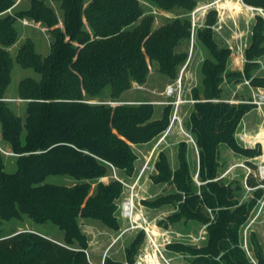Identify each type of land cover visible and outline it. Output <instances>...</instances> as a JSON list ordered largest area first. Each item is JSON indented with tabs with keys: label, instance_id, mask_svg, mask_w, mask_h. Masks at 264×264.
I'll list each match as a JSON object with an SVG mask.
<instances>
[{
	"label": "trees",
	"instance_id": "trees-1",
	"mask_svg": "<svg viewBox=\"0 0 264 264\" xmlns=\"http://www.w3.org/2000/svg\"><path fill=\"white\" fill-rule=\"evenodd\" d=\"M17 0H0V99L10 81L13 61L31 68L38 78L19 81L18 96L25 102L23 117L6 102L0 101V139L8 150L18 154L16 170L7 172L0 155V225L3 221L27 216L34 223L50 222L63 232V243L32 231L0 237V264H90L83 250L86 237L79 228V218L101 222L118 229L115 216L121 184L107 177L110 168L126 179L135 173L136 154L131 145L145 144L161 134L169 123L170 106L155 118L154 107L142 105L89 104L108 89L109 98L119 101L134 84L143 85L150 67H157L165 78L173 80L186 53L178 46L189 39V18L168 21L153 27V16L144 14L147 2L157 9L192 12L206 0H60L62 27L54 11L34 0L27 10L3 15ZM264 8V0H242ZM210 12L198 37L210 57L200 66V88L196 99H226L224 85L249 79L251 67L245 65L244 77L227 69L229 50L215 42L210 28L215 22ZM30 19L46 26L52 41L45 56L38 54L26 39L15 57L6 50L17 38V19ZM264 54V20L256 17L248 61ZM253 87L264 88V76L253 77ZM251 105L225 102H198L187 121V128L199 152L200 185L196 188L186 159V144L178 147V166L172 169L164 153L155 165L156 183L174 186L178 193L145 202L161 207L178 202L175 213L158 222L166 228L182 220L207 224V208L219 207L215 222L207 226V241L197 249L170 245L169 249L191 253V264H254L241 248L240 227L247 220L264 189L256 188L247 203L238 204L243 191L240 183H224L219 178V148L226 144L236 153L251 158L260 150L244 149L234 139L236 127ZM109 164V165H108ZM50 176H68L77 181L71 186L47 183ZM251 174L246 185L254 188ZM214 220V219H213ZM143 242L138 233L126 248L125 261L105 258L103 264H133ZM77 244L79 248H75ZM249 244L255 264H264V253L254 233ZM127 262V263H126Z\"/></svg>",
	"mask_w": 264,
	"mask_h": 264
},
{
	"label": "rangeland",
	"instance_id": "rangeland-1",
	"mask_svg": "<svg viewBox=\"0 0 264 264\" xmlns=\"http://www.w3.org/2000/svg\"><path fill=\"white\" fill-rule=\"evenodd\" d=\"M33 1L34 0H17L14 6L11 9L7 10L3 15L14 16L15 11L27 10L30 8ZM37 1L42 2L46 6H49L54 11L58 19V25L59 27H62L63 10L61 8L60 0ZM213 2H215L214 9L210 10L209 13L214 11V24L218 22L221 25L219 31H213L211 29L215 42L219 45V47L223 48H225L227 42L226 40L234 44L236 42V36L234 33L237 32V35L238 37H240L242 44L245 45L246 51V49L250 45L252 29L256 22V17H260L262 18V20H264V12L261 13V11L257 10H247L246 7L242 5V3H245L243 1L241 3L239 0H206L200 1L197 5H203ZM245 5L248 7H254L247 4ZM142 6L145 15L153 16L154 28L168 21H171L176 17H179L180 19H184L187 17L191 21V12L185 14L180 9H175L168 12L157 9L147 2L143 3ZM215 9H217L218 12L215 11ZM196 16H198L197 19L199 24L203 22V26L198 29L201 30L205 27L204 22L206 20V16L204 18L200 14V12L195 13V17ZM14 26L17 31L16 41L11 46L6 47V50L12 57L16 56L18 49L22 46L26 39H30L33 42L34 48L38 54H40L41 56H45L48 54L52 37L44 24L23 18L15 20ZM216 26H218V24ZM188 44L189 39H184L178 46V52L187 54ZM194 50L196 51V54L193 60V66H195V68L197 67L196 72L199 81L201 80V74L199 70L200 66L206 58L210 57V55L200 41L198 32L196 34ZM248 62L256 65L254 67H251L250 69V78L264 76V54ZM230 63L231 58L229 55L227 60V69L229 71L239 72L242 74V72L238 68H234V66H231ZM247 63L242 66L243 77L245 65ZM180 66L178 67V69L180 68ZM26 77L37 79L38 75L33 71V69L24 68L14 60L11 71V81L1 99H20L17 92V86L19 81ZM172 81L173 80L171 79L163 77L158 72L157 67L151 66L148 81L145 84L139 86L134 84V86L128 92L124 93L119 98V101H113V99L109 98V92L106 88L101 96L86 102L89 104H105L111 107L120 104H148L154 107L155 118H157L160 116L162 108L165 107L163 104H161V102L165 100L162 92L165 86ZM198 88H200V85L198 86ZM223 97H226L228 100L241 101L243 103L252 101L251 90L246 85L240 83L235 84V86L233 84L224 85ZM26 101L27 100H12L8 102H2H6L7 104H9V106L17 115L23 117ZM192 110L193 108L189 106H183L180 111L183 128L188 132L190 131L187 128V121L189 119V113H191ZM242 119L244 121L245 128L250 133L253 134L261 132L259 137L264 138V107H262V111L259 112L254 109L253 105H251ZM161 139L162 133L148 143L131 145L132 150L137 156V159L135 161V173L131 178L126 179L120 173L116 174L113 168H111V166L108 164V167L110 168L108 176L101 177L98 180L103 182H107L109 178L116 180L114 178L115 174L119 179L124 180L127 183L132 182L133 184L134 180L139 176V173L142 171L143 167L146 166L143 174H141L139 183L133 186V190L127 188L118 199V204L120 203L121 199L130 197L131 194H133L134 204H136V207L138 209L140 208V206H142L145 217H147L149 221H155L158 227L164 228L163 226L159 225L158 222L161 220L165 221L166 217L175 213L178 208V202L175 201L174 204H167L161 207H152L146 203H143V201L151 202L160 197L167 196L172 193H178L172 184L165 182L156 183L152 180L153 177L158 173L155 165L159 160V154L164 153L171 168L176 169V167L178 166V161L176 158L178 147L181 142H185V155L189 165L190 175L196 188L199 187L200 181L198 178L199 152L196 144L194 145L193 143L189 142L188 139L180 134L178 127H173L169 134L165 137V139ZM0 146L4 149L8 148V146L4 144L1 139ZM0 155L3 158L5 170L7 172H14L16 170V157H7L2 154ZM219 163V178L222 179L225 184L235 181L237 183H240L243 187V191L238 196L239 205L247 203V201L252 198L255 190L254 188L251 189L250 187H248L249 189H247L245 186L247 170L243 165L251 169L250 177L252 178V181L255 183V185L264 184V180H261L258 175V166H264V159L245 157L233 151L226 144H223L219 148ZM152 166L154 168H152ZM46 182L56 185L71 186L77 181L68 176H50L46 179ZM138 199L140 206L137 205ZM261 199H264V196H262ZM258 207L259 205H256L255 208L249 213L247 220L240 227L239 231L241 247L246 253L248 259L254 264V252L249 244L251 233H254L256 235V239L261 247L262 253H264V213H261L260 216L254 220V216L257 213ZM208 209L209 208L206 209V215L209 218V222L213 221L214 223L216 213L220 210V208H210V212L208 211ZM115 216L118 222V229H111L109 227H106L99 221L79 218V228L81 233L86 237L87 242L85 255L90 264H103L105 258L114 261L126 260V248L134 239L135 234L129 235L128 233H126L121 238H118L121 230L125 227V221L119 218L117 214H115ZM212 217L214 220L212 219ZM203 225L205 224H200L193 220H182L175 224H169L165 229L168 230L169 234L173 237L172 245H184L197 249L199 247H202L206 243L207 229H205L204 231L203 239L197 244H194L191 241L190 236H197ZM23 231H32L37 234H41L54 242H58L60 244L63 243V232L50 222L38 224L34 223L27 216H23L20 219L3 221L0 225V237H8L10 235ZM244 231H246V237H244ZM74 246L75 248H79L77 244H74ZM166 255L167 257L172 258L173 264H191L189 262L192 257L190 252H185L182 254L181 252L170 249V251H168Z\"/></svg>",
	"mask_w": 264,
	"mask_h": 264
},
{
	"label": "built area",
	"instance_id": "built-area-1",
	"mask_svg": "<svg viewBox=\"0 0 264 264\" xmlns=\"http://www.w3.org/2000/svg\"><path fill=\"white\" fill-rule=\"evenodd\" d=\"M242 3V0H240ZM215 2L207 3L203 5H197L195 9L191 12L192 17L190 21V35H189V44H188V53L186 55V59L180 68L177 71L176 77L173 81L167 84L162 92L163 97L165 98L164 101L161 102L164 106H170L171 111L169 115V123L166 129L162 132V139L164 140L165 137L169 134L173 127L179 128V133L182 134L189 142L195 145V141L190 134V132L186 131L182 125V117H181V109L183 106H189L193 108V106L198 102L204 101H211V102H225L228 104H241V101H234L226 99H196L193 97L194 89L198 88L200 85V80L198 81L197 78V67L193 66V60L196 54L194 50V44L196 41V34L198 29L203 26L202 23H198V16L195 17V13L200 12V14L205 18L209 14V11L214 9ZM244 7L249 8V10H257L264 12V8L259 7H248L242 3ZM248 10V9H247ZM215 11L218 12L217 9ZM253 15V14H252ZM219 17V14H218ZM221 18V17H220ZM206 19V18H205ZM220 22V19H219ZM218 24V26H216ZM204 26L205 22H204ZM210 28L214 31H219L221 25L217 22L210 26ZM235 34L236 42L232 44L230 41L226 40L225 48L229 50V55L231 58V66L234 68H238L243 75L242 66L247 63V59L244 55L245 53V45L242 44L240 37H238L237 32ZM239 38V39H238ZM238 39V40H237ZM240 40V42H239ZM228 68V64H227ZM200 70V69H199ZM251 78L244 80L240 84L246 85L252 93V101L247 102L246 104L253 105L256 111L261 112L262 107H264V88L260 87H253L250 83ZM22 101L20 99H0V101ZM190 115V113H189ZM261 132L257 133H250L246 128L243 119L240 120L238 123L235 133L234 139L238 146L244 149H256L260 148L261 152L258 156L253 158L257 159H264V138L259 137ZM0 154L7 156V157H17L18 154L14 153L11 150L4 149L0 146ZM246 170V178L251 174V169L245 165H243ZM146 166L143 167L142 171L139 173V176L132 182L127 183L124 180L119 179L115 174L114 178L118 181L122 186V193L127 188L133 190V186L139 183L141 174H143L144 169ZM152 168H154L152 166ZM258 175L261 180H264V166H258ZM245 186L247 189L248 186ZM264 189V184L257 185L254 187ZM253 189V188H251ZM133 194L130 197H126L121 199L120 203L117 206L116 214L119 218L125 221V227L121 230L119 237L121 238L124 234L128 233L129 235H134V237L142 232L143 233V242L138 249L137 255L135 257V261L133 264H173L172 258L167 257L166 253L170 251L169 246L173 243V237L169 234L168 230L165 228L158 227L155 221H149L147 217H145L142 206L139 205V199L137 205L140 206L138 209L136 204L133 201ZM262 198V197H261ZM259 198L256 201L255 206L259 205L257 209V213L254 216V220L257 219L261 213H264V199ZM253 207V209L255 208ZM252 209V210H253ZM251 210V211H252ZM210 212V210L208 209ZM213 219V217H212ZM253 220V221H254ZM210 224V223H208ZM208 224L203 225L197 236H190L191 241L194 244L199 243L203 239V234L205 229L207 228ZM244 237H246V231H244ZM242 248V247H241ZM86 254V250H83Z\"/></svg>",
	"mask_w": 264,
	"mask_h": 264
},
{
	"label": "bare ground",
	"instance_id": "bare-ground-1",
	"mask_svg": "<svg viewBox=\"0 0 264 264\" xmlns=\"http://www.w3.org/2000/svg\"><path fill=\"white\" fill-rule=\"evenodd\" d=\"M240 1V0H239ZM247 9H249V8H247Z\"/></svg>",
	"mask_w": 264,
	"mask_h": 264
}]
</instances>
